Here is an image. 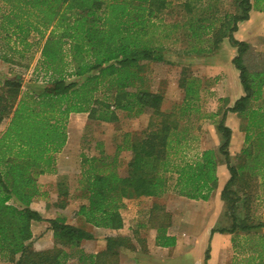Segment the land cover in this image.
<instances>
[{
	"label": "trees",
	"instance_id": "obj_1",
	"mask_svg": "<svg viewBox=\"0 0 264 264\" xmlns=\"http://www.w3.org/2000/svg\"><path fill=\"white\" fill-rule=\"evenodd\" d=\"M234 4L235 9L222 17L202 15L187 20L190 46L185 52L213 53L226 37L237 47L233 63L240 70L246 95L226 109L246 120V147L240 155L244 162L236 165L228 150L232 130L224 123L226 112L216 120L219 113L202 110L198 78L180 79L184 98L170 111L162 108L163 93L135 85L142 69L139 61L164 59V47L153 45L152 39L161 24L160 14L171 6V0H0V34L5 45L19 52L41 48L37 70L46 81L35 95L22 94V82L17 77L0 79V124L10 118L0 136L1 257L11 264H67L75 256L79 264H118L120 248H134L130 237L117 235L107 238L105 250L87 254L81 243L94 238L90 231L62 216L45 219L30 207L35 196L31 163L41 164L40 172L46 171L45 166L51 168L54 153L67 142L68 120L74 112H87L91 119L104 122L117 120L116 110L130 115L151 111L152 116L142 131L125 134L116 155L82 158L79 184L87 193V203L80 206L78 215L87 223L111 230L123 228L124 198L163 195L169 187V174L176 175L173 188L178 195L208 200L218 186L217 152L214 148L199 149L193 144L197 138L193 127H180L184 117L190 121L197 114L200 119L217 122L223 140L218 152L224 155L231 175L222 198L229 206L232 227L212 229V234L257 231L260 225L249 224L248 218L239 221L236 210L241 196L233 188L237 185L243 189V182L249 178L264 177V101L254 106L263 95L264 65L251 69L247 61L253 47L236 39L234 32L240 21L249 19L253 7L264 11V0H235ZM185 6L192 10L190 2ZM136 64L138 72L132 70ZM71 77L76 79L68 82ZM81 77L85 80L80 84ZM104 84H108L106 93H115L113 103H109V94L104 99L94 95ZM123 149L131 153L125 174L118 171V155ZM243 195L249 217L250 194ZM159 207L151 212L149 222L158 226L157 244L172 246L175 238L167 233L170 223L157 221ZM36 221L49 222L53 247L33 248L32 224ZM253 235L258 234L245 238ZM254 237L248 250L260 258L257 264H264V234L256 241ZM209 258L210 247L205 254L206 261Z\"/></svg>",
	"mask_w": 264,
	"mask_h": 264
},
{
	"label": "rangeland",
	"instance_id": "obj_2",
	"mask_svg": "<svg viewBox=\"0 0 264 264\" xmlns=\"http://www.w3.org/2000/svg\"><path fill=\"white\" fill-rule=\"evenodd\" d=\"M234 1L235 0H171V6L160 14L161 24L157 26V33L153 37L152 42L153 45H162L164 47L162 51L164 59L157 61H139V65L142 66L141 71H139L138 64L133 66L132 70H135L136 72L139 71V78H137L135 83L136 86L138 85L143 89L164 94L165 100L162 106L163 110L170 111L182 103L185 90L179 85L180 79L183 76H193L198 78L202 84V89L200 91L203 104H201L202 110L204 112H213L212 109H217L219 116L216 120H219L222 117L223 105L215 95H212V92L216 91V84H218L219 77H207L204 72H202L201 61L199 60L209 54H188L185 52L190 46L189 37L186 36L188 31L186 21L201 17L202 15L208 17L212 16V18L222 17L226 11H232L235 9ZM251 1L255 3L256 0ZM187 2L192 4V10H188L185 6V3ZM216 7H218L217 11H215ZM157 23L159 24L158 21ZM176 23H179V27L177 25L176 28H173L172 26ZM261 34L264 35V30ZM4 44L3 39V42L0 41V55H6L7 53L10 54V51H12L9 49L11 46ZM20 47L22 48L21 45ZM38 50L39 48H37L35 54L31 53L33 56L32 58H28V53V56L26 54L25 57H21L20 54L17 55L16 52H13V64H15V66H10L14 69L13 71H10L12 76H19L18 79H20V81L22 78H24L25 81H28L29 79H36V76H38V81L43 85H46L43 73L39 70L34 72ZM262 56L263 58L260 63L264 65V55L262 54ZM249 63L253 65V63L257 62L252 60ZM24 65L27 68H25ZM8 66L9 64L6 62L5 69H2L3 77L8 76L6 75L10 70ZM20 72L25 76L22 74L20 76ZM75 79V77H71L68 79V82L74 81ZM84 80V77L79 78L80 84ZM107 86L108 84H104L101 90L97 93L95 92L94 95L95 97L104 99L105 95L109 94V103H113L112 100L115 93L113 92L110 94L109 91L106 93ZM136 86L133 87V89H135ZM130 89L132 90V87ZM87 114L89 115V113ZM116 114L118 115V118L112 122L98 121L85 117L84 121L87 123V126L84 130L78 132V134L72 131L73 139L71 141V148L62 160L63 164H65V168L68 167L66 169L71 172L60 174L56 182L52 183L51 186H44L43 184L41 188L37 189V192L39 193L37 196L33 197V200L34 198L40 199H38V202L35 201L37 204L36 209L32 207L33 200L30 203V207L39 211L45 219L58 216L71 219L74 216H79L78 211L80 206L83 203H87V193L79 184L82 158L84 156L100 157L102 153L108 156L116 155L118 153V146L124 143L125 134L132 133L134 135L135 133H139L149 124L152 118L151 111H146L140 115H130L128 112L116 110ZM78 121L83 123L82 118ZM187 124L193 127L192 131L194 135L197 136V138L193 140L194 145H198L199 149L214 148L217 152L219 151V147L223 140L217 129V122L209 119H200L197 114H194L191 116L190 121H188V117H184L180 122V127L182 128ZM218 155L219 160L225 163L224 155L221 153H218ZM130 158L131 153L128 150L123 149L119 152L118 171L121 174H125L127 163ZM169 176L170 180L168 189L163 195L155 197L154 200L141 199L137 201L135 200L136 197L124 198V206H126L124 210H127L125 217L128 219V223L131 224V226L130 231L119 233V236L130 238L137 236L139 239L147 238L150 235V209L154 206L153 203L155 201L161 206V209L157 211L159 213L157 221L159 223H174L175 221L176 225H180L179 232L183 231L192 236H208L209 234H212V229L232 227V218L228 214L229 206L222 198V191L219 194V199L223 204V210L218 215V218L215 217L212 227L209 228V222L207 219L196 221L191 218L193 215L188 213L190 210L186 211L188 205L180 203L179 200L183 199H181L179 197L180 195L174 191L173 185L175 183L176 175L169 174ZM246 181L248 184L247 182L245 184L243 182V189L237 185L233 188L241 196L237 202L236 212L240 222L243 219L248 218L249 224L260 225L257 228V231H252L250 234L261 235L264 234V179L257 178L256 180H253L249 178ZM243 193H247V195L248 193L250 194L249 217L246 216L248 210ZM234 196L231 195L232 198H234ZM193 203L196 204V201ZM174 207H176V209ZM178 207H180V209ZM198 208V206H195V210ZM58 209H62L64 212H60ZM76 224L82 226L78 220H76ZM203 224L204 226H202ZM41 230L42 229L38 230L39 233H41ZM250 234L242 232L232 234V249L234 251V256L230 264H257L260 261V258L256 256L255 253H251L248 250L250 239L254 237V235L249 236L248 239L245 237ZM258 235L254 237V241L259 239ZM32 241L33 248L37 250L51 248L55 245L44 242L42 240V235H36L33 237ZM234 241H236L237 246L234 244ZM139 246L141 252L148 251L147 244L139 243ZM190 246L193 248L196 244H191ZM78 263L79 260L75 256L70 258L67 264ZM0 264L11 263L6 260V258L0 256Z\"/></svg>",
	"mask_w": 264,
	"mask_h": 264
},
{
	"label": "crops",
	"instance_id": "obj_3",
	"mask_svg": "<svg viewBox=\"0 0 264 264\" xmlns=\"http://www.w3.org/2000/svg\"><path fill=\"white\" fill-rule=\"evenodd\" d=\"M249 14V19L239 22L238 30L234 32V36L236 39L245 41L253 47L252 56L249 57L247 63L251 67V69L255 70L262 65V63L260 62L263 58L262 54L264 55V35L261 34V32L264 30V11L253 7ZM2 36L3 35L0 34V41L3 42ZM18 48L23 49V46L21 48L19 45ZM37 48L39 47H36L31 51L19 52L15 50L14 46L13 48L9 47V49L12 50L10 51V54L7 53L6 55H0V79H4L5 77L19 78V76L17 75L12 76V73L10 72L14 70L12 67L15 66V64H13V52H16L17 55L20 54L21 57H25L28 53V58H32V54H35L37 52ZM40 54L41 48H39L38 50L34 72L37 71V64L40 58ZM237 54V47L234 46L231 43L230 39L226 37L219 44L217 50H215L213 53H210L208 56L199 59L201 61L199 62L202 65V72H204L207 77H219L218 84H216V91L212 92V95H215L223 105L222 116L225 114L226 109H228L229 107H233L237 100L246 95V91L240 77V70L233 63V59ZM252 60L257 63H253V65H251L249 62ZM6 62L7 64H9L8 68L10 70L8 71V74H6L8 76L3 77L2 69H5ZM25 68L27 67L25 66ZM21 74L22 72H20V76ZM37 77L38 76H36V79H29L28 81H25L24 78L21 79L22 94L26 93L36 95L40 93L39 90L43 89L44 85L38 81ZM263 101L264 90L262 97L257 101V103H254V106L258 107L263 103ZM212 110L214 113H218L217 109ZM85 117H88L90 119L89 115L86 112H74L70 114L67 125V142L61 151L54 153V160L50 169L48 166H45L46 171L40 172L42 169V166H40L41 164L31 163L30 177H32L34 181L32 189L34 191L33 193H35V196H37V194L39 193L37 192V189L41 188L43 184L44 186H51L52 183L56 182L60 174L71 172L66 169L68 167L65 168V164H63L62 160L64 159L65 155L68 154L69 149L71 148V141L73 139L72 131L78 134V132H82L87 126V123H85L84 121ZM78 118H82L83 123H80L78 121ZM9 121L10 118L6 119L0 124V136L8 127ZM224 123L232 130L230 143L228 146L231 162L235 165L240 162H244L243 158L240 157V155L246 147V120L237 112L227 111L225 114ZM203 149L206 148H202V150ZM218 153L219 152H217L219 161L217 166L218 186L212 191L209 199L197 200L190 199L188 197L186 198L185 196H179L181 199H183L179 200V202L188 205V207H186V211L190 210L188 213L193 215V217L191 218L195 219L196 221L207 219V221L209 222V228L212 227L215 217L218 218V215L223 210V204L219 199V194L221 193L225 184L231 176L226 162L224 163L219 160ZM247 164L251 166L253 162L249 159ZM257 178L264 179L263 176H258L252 179L256 180ZM154 198V196H142L140 198L137 197L135 200H154ZM38 199L39 198H34V200L32 199V207L35 209L37 207L35 201L38 202L40 200ZM194 201H196L197 205L193 203ZM153 205L154 206H152L150 209V214L155 210L154 208L158 204L155 201ZM195 206H198L199 208L195 210ZM125 208L126 206H123V209L121 210L124 218V227L118 230L95 227L87 223L84 219H81L82 217L80 216H74L71 219H67L69 223L74 225H77L76 220H78L82 225L81 227L90 231L94 235L93 239H86L81 243V248L87 254H97L105 250L107 248L108 237L117 236L119 233H126L130 231L131 224L128 223V219H126L125 217L127 211L124 210ZM174 208L176 209V207ZM178 208L180 209V207ZM58 210L60 212H64V210L62 209ZM202 226H204V224ZM157 227L158 226L150 224V235L147 238L139 239V237L137 236L131 237V243L134 245V248L121 247L119 250L120 253L118 264H230L232 262L234 251L232 249V234L230 233L225 234L215 232L213 234H209L208 236H192L191 234H186L183 231L179 232L178 230L180 229V225H176V222L174 221V223L171 222L169 224L167 233L168 235H171L175 238V244L168 247H162L158 245L156 241L158 233ZM39 229H42L40 231L41 233H39ZM32 230L34 234L33 237H35L36 235H42V240L44 242L54 245L53 231L50 229L49 223L47 221L33 222ZM139 243L147 244L148 251L141 252ZM191 244H196V246L192 248L190 246ZM209 247L210 258L206 261L205 254Z\"/></svg>",
	"mask_w": 264,
	"mask_h": 264
}]
</instances>
